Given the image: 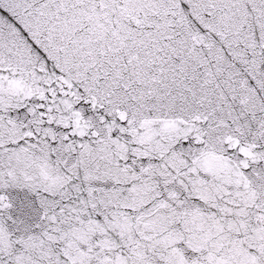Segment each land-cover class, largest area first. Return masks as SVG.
<instances>
[{
    "label": "snow or ice",
    "instance_id": "snow-or-ice-1",
    "mask_svg": "<svg viewBox=\"0 0 264 264\" xmlns=\"http://www.w3.org/2000/svg\"><path fill=\"white\" fill-rule=\"evenodd\" d=\"M0 264H264V0H0Z\"/></svg>",
    "mask_w": 264,
    "mask_h": 264
}]
</instances>
